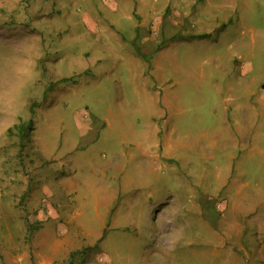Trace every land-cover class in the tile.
I'll return each instance as SVG.
<instances>
[{
    "label": "rangeland",
    "instance_id": "rangeland-1",
    "mask_svg": "<svg viewBox=\"0 0 264 264\" xmlns=\"http://www.w3.org/2000/svg\"><path fill=\"white\" fill-rule=\"evenodd\" d=\"M151 121L176 147L152 166ZM65 175L61 206L44 190ZM147 208L169 226L159 246L128 221ZM105 211L122 228L82 239ZM155 249L264 264V0H0V264H151Z\"/></svg>",
    "mask_w": 264,
    "mask_h": 264
},
{
    "label": "crops",
    "instance_id": "crops-1",
    "mask_svg": "<svg viewBox=\"0 0 264 264\" xmlns=\"http://www.w3.org/2000/svg\"><path fill=\"white\" fill-rule=\"evenodd\" d=\"M151 124H152V121H151ZM78 126H80L79 123H78ZM152 127H154L155 132L153 131L152 135L149 134V136L146 137V140H145V143L143 146L138 145L139 146V153H138L139 156L138 157L145 164H148L150 166H152L153 164H159V162H161L163 160V158H165V159L171 158L174 155V152L176 153V149H175L176 147H174L171 142L169 144H163L164 146L163 145H160L159 147L157 146L158 140L161 139V137H162V133L157 126H153V124H152ZM230 135H231V138L233 139L234 145L237 144L238 142H240L243 138V133H241V131H239L237 128H234L233 133H230ZM154 137L157 138L158 140H154L153 139ZM151 138H152V140H150ZM211 139H209V140H211ZM161 142H162V140H161ZM182 143H183V145L181 147L183 149V147L184 148L186 147L185 140ZM213 144L214 143H212V140H211L210 145H213ZM158 150L160 153L158 152ZM176 158H177V156H176ZM177 160H179V159H177ZM69 175L62 176V178L64 177V179H62L61 182H60L61 179L58 180L57 185H55V187L52 190H50V191L48 190L49 193L47 192V190H44L45 196H48V198H50V199L53 198L54 196H59L58 197L60 200L59 202H61V200L63 201V204L61 202V206L67 205V200H69L68 196L74 190L73 189V183L71 181H69V178H67V177H69ZM56 191H58V192H56ZM109 191H111L110 201H113L117 192H115V190H112V189H110ZM46 192H47V194H46ZM140 194L144 195V192H142V191L138 192L137 193L138 198H140L139 197ZM147 194H148V198L146 200L143 199L144 201H147L148 199L152 198V193L147 192ZM135 201H136V203L134 204V206L135 205L137 206L138 205L137 199ZM94 205H95L94 209H97L98 203L96 202V203H94ZM145 205L146 204H144V206ZM103 206H104L103 208L108 207L107 204H104ZM111 209H112V207H111ZM197 209H198V212H200L198 207H197ZM145 212H146V214L144 213L145 214L144 216H143V214H139V215H137L135 217H131V218L129 216L128 221H131V219L133 218L134 219L133 222L136 223V225L147 224V223L151 222V224H153V226H155V228L152 231V236H150V239H152V241L154 239L153 244H155V246H159V244H158L159 242H161V243L167 242L168 235H169V226L163 225V223H165V222L161 221V219L157 216V214L153 215V212L150 214L149 213L150 211L148 208ZM158 213H159V211H158ZM72 217L74 219V216H72ZM72 217H70L69 221L73 220V219H71ZM106 218H109V220L112 221V223L106 222ZM92 220L96 221L100 225V232H96V233L90 232V231L87 232L86 229L84 227H82L83 230L81 229V231H80V235L82 236V239H88V240H94V241L98 240L102 235L103 226H105L106 223H108V225H109V226L106 225V228H109V227L111 228V225H113V228H122V227H120V225H118V223L116 221L118 219H116V217H115V215H113L112 211L109 214H108V211H105L104 214H102V215L97 213L96 216H94V217L92 216ZM168 221L169 220H167V222ZM203 223L208 224V225L210 224L208 221H203ZM159 224H162V225L159 226ZM114 225H115V227H114ZM208 228L210 229L209 234L211 233L212 236H214V237L220 236L222 238L223 234L217 233V231H215V229H213L209 226H208ZM173 229H174V227H173ZM88 243L91 244L90 242H88ZM152 250H153V248H152ZM215 251H216V249H215ZM156 253H157V250L155 249V251H153V255H155ZM160 257L163 258V262H164V260H165L164 253H160V254H156L153 257V259H158L157 261L156 260L153 261L151 259V261H149V263H151V264H163L160 261ZM229 259L232 261L231 257ZM247 260H246V264H248ZM235 264H238V263H235ZM241 264H243V262H241Z\"/></svg>",
    "mask_w": 264,
    "mask_h": 264
}]
</instances>
